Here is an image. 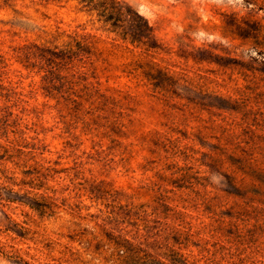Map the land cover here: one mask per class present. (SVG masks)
Listing matches in <instances>:
<instances>
[{"label": "rangeland", "instance_id": "1", "mask_svg": "<svg viewBox=\"0 0 264 264\" xmlns=\"http://www.w3.org/2000/svg\"><path fill=\"white\" fill-rule=\"evenodd\" d=\"M118 1L155 49L0 0V264H264V0ZM68 35L54 79L15 53Z\"/></svg>", "mask_w": 264, "mask_h": 264}, {"label": "trees", "instance_id": "2", "mask_svg": "<svg viewBox=\"0 0 264 264\" xmlns=\"http://www.w3.org/2000/svg\"><path fill=\"white\" fill-rule=\"evenodd\" d=\"M46 1L48 2L49 0ZM77 1L82 6L83 11H86L90 15L96 14L98 21L108 28L107 31L115 34L123 43H129L135 48H142L145 52H150L156 48L152 43L153 27L149 21L125 3L118 0ZM68 38L69 41L66 43L65 49L61 51H57V48L52 50L31 45L17 48L15 49V53L19 55L18 57L21 62L29 64L26 65L27 68L34 66V64H31V60L33 59L47 63L48 66H51L49 73L53 75L52 79H54L56 73L53 69L58 65L56 64L57 60L72 62L77 58L82 59L83 57H90L93 54L92 49L94 47L88 45L86 37L79 38L78 35H68ZM145 74L148 80L154 81V86L158 88L161 84L158 78L150 73ZM50 88H46L49 94H51L50 90H55V86L53 85ZM229 182L233 184V179H230ZM131 260L135 261L136 259L131 258ZM126 264L130 263L127 261Z\"/></svg>", "mask_w": 264, "mask_h": 264}]
</instances>
